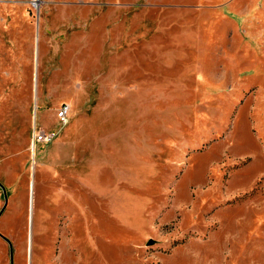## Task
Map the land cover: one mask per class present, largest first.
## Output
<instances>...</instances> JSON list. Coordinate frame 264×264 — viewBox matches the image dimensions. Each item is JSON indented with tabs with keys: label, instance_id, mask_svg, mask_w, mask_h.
<instances>
[{
	"label": "rangeland",
	"instance_id": "obj_1",
	"mask_svg": "<svg viewBox=\"0 0 264 264\" xmlns=\"http://www.w3.org/2000/svg\"><path fill=\"white\" fill-rule=\"evenodd\" d=\"M0 264H264V0H0Z\"/></svg>",
	"mask_w": 264,
	"mask_h": 264
},
{
	"label": "built area",
	"instance_id": "obj_2",
	"mask_svg": "<svg viewBox=\"0 0 264 264\" xmlns=\"http://www.w3.org/2000/svg\"><path fill=\"white\" fill-rule=\"evenodd\" d=\"M69 106L61 105L56 113V117L62 126H65L68 122ZM56 134L50 131H40L37 126L34 124L31 131V147L35 148L37 143L50 144L53 142Z\"/></svg>",
	"mask_w": 264,
	"mask_h": 264
},
{
	"label": "water",
	"instance_id": "obj_3",
	"mask_svg": "<svg viewBox=\"0 0 264 264\" xmlns=\"http://www.w3.org/2000/svg\"><path fill=\"white\" fill-rule=\"evenodd\" d=\"M152 241H150V243H151Z\"/></svg>",
	"mask_w": 264,
	"mask_h": 264
}]
</instances>
